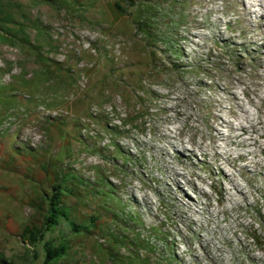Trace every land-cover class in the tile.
<instances>
[{
    "label": "rangeland",
    "instance_id": "374dc122",
    "mask_svg": "<svg viewBox=\"0 0 264 264\" xmlns=\"http://www.w3.org/2000/svg\"><path fill=\"white\" fill-rule=\"evenodd\" d=\"M251 11L264 15V0H0L7 263L42 262L19 236L67 173L85 183L67 184L68 219L93 228L61 219L45 234L69 240L59 264H264V177L252 171L264 123L240 119L244 133L223 108L234 94L255 115L243 90L262 69L264 20ZM211 115L230 122L213 145Z\"/></svg>",
    "mask_w": 264,
    "mask_h": 264
},
{
    "label": "trees",
    "instance_id": "16d2710c",
    "mask_svg": "<svg viewBox=\"0 0 264 264\" xmlns=\"http://www.w3.org/2000/svg\"><path fill=\"white\" fill-rule=\"evenodd\" d=\"M116 6H118V4ZM120 10L122 9L120 8ZM2 24L3 22L1 21L0 38L3 41H7L8 39L6 38L8 37V35H3ZM23 42L24 45H28L26 41ZM37 58L40 59L43 57L37 55ZM45 60L47 62V59ZM43 66L44 65H42L41 67ZM56 181L58 183L51 187V190L53 192L49 196L43 194L41 197H39L40 203L45 205V209L43 210L42 214V221L38 225H29L24 227L19 236L20 239L29 247H35L40 244L43 253V260L40 264H59V260L67 254V250L69 247V240L67 238L60 237L54 242L43 241L45 234L56 227L61 219L67 222L70 233H87L90 232V229L88 227H90L91 229L93 228V225L91 223L88 225V227H85L84 225L78 226L74 222L70 221L68 219V212L66 211L65 203L63 201V199L66 198L64 196L72 194L70 189L71 187L67 184L73 185V187L75 188L73 192L80 193L81 187L85 186V183L76 177L68 175L67 173L62 174L58 180L56 179ZM258 224L264 228V222L261 219H258ZM250 238H252V241L258 242V237L256 235L251 234ZM35 258L36 257L34 255L31 256V259L35 260ZM0 264L10 263H7L0 256Z\"/></svg>",
    "mask_w": 264,
    "mask_h": 264
},
{
    "label": "bare ground",
    "instance_id": "6f19581e",
    "mask_svg": "<svg viewBox=\"0 0 264 264\" xmlns=\"http://www.w3.org/2000/svg\"><path fill=\"white\" fill-rule=\"evenodd\" d=\"M260 7V6H259ZM254 10V9H253ZM257 10V9H256ZM251 13H254L255 15H257L258 17V21L259 20H264V15L262 13H256V11H251ZM257 22V21H256ZM258 23V22H257ZM261 30L264 29V26L261 25L259 27ZM259 31V35H263V32L262 31ZM256 35V34H255ZM258 35V36H259ZM263 52H264V49H263ZM261 71L260 73L258 74H255V81H256V84H255V87L254 88H251V85H247L244 90H243V94L244 96L246 97V102L248 104V107H253L254 110H255V115L254 116H251L252 114L249 113V111L246 109V107H243L242 104L240 103H244V102H239L237 103V97L234 95V94H231V97H230V100L234 103L231 104L230 102V106L229 107H223L225 110H228V115L234 120V121H239L240 119L244 120V122H248L250 123V127L252 129V132H257L258 129L257 127L255 126L256 125H259L261 127V124L264 123L262 120H261V115L263 117L264 113L262 111V109L259 108V104L261 105H264V97H260V96H257L255 95V91H256V86H258L259 88H262L263 91H261V93H264V61H261ZM255 83V82H254ZM229 86V85H228ZM231 89V86L229 88H224L223 90L226 91V92H229ZM258 90V89H257ZM233 92V91H232ZM231 93V92H229ZM234 93V92H233ZM228 94V93H227ZM252 95H255L258 99V104L255 102L254 100V97ZM243 101V100H242ZM221 103V102H220ZM246 105V104H244ZM263 107V106H262ZM261 107V108H262ZM264 108V107H263ZM238 109V110H237ZM215 111H213L214 113ZM218 112V111H217ZM218 114V113H217ZM212 116V115H211ZM221 116V115H220ZM219 115H213L212 116V120L208 122V127L211 131H216L215 129V124H224L225 126H229L230 125V122L227 121L226 119L224 120L222 117H220ZM257 118V122L253 125L252 124V121L254 120V118ZM217 120H220L219 122H217ZM240 122V123H239ZM238 123V129H240L242 132L244 133H247V129L246 127L242 124L241 121H239ZM223 126V125H222ZM232 130V129H231ZM216 136H213L212 137V145L214 144L215 140H224L226 139L225 138V135L223 134H220L219 132L216 131ZM228 137V136H227ZM264 137V133L260 134V138ZM229 138V137H228ZM230 139V138H229ZM243 146H251V145H257V144H260L259 143V140L258 139H252V138H246L243 142H241ZM212 147V146H211ZM263 148V147H261ZM262 153H264V148L262 150ZM253 154V153H252ZM250 155V153H249ZM254 155V154H253ZM252 156V155H251ZM257 156V155H256ZM239 158L241 159H246V155H240ZM252 159V158H251ZM257 160V159H256ZM226 163V161L224 162ZM229 164V162H227ZM232 163H234V161H232ZM250 164V163H249ZM252 164V163H251ZM230 165V164H229ZM248 166V165H246ZM245 167V166H244ZM253 172L256 173V176H262L264 177V165L262 164L261 160H257V161H254V164H253ZM178 173L175 172V176H177ZM261 177V178H262ZM175 181V178L173 179ZM234 188L236 189V191L238 193H240V195L242 194L243 195V192L239 189L237 190V186L234 185ZM233 188V189H234ZM233 196V195H232ZM231 196V197H232ZM244 196V195H243ZM245 197V196H244Z\"/></svg>",
    "mask_w": 264,
    "mask_h": 264
}]
</instances>
